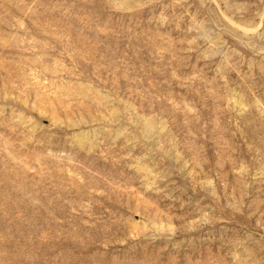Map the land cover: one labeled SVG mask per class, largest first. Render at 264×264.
Wrapping results in <instances>:
<instances>
[{
	"label": "rangeland",
	"instance_id": "1",
	"mask_svg": "<svg viewBox=\"0 0 264 264\" xmlns=\"http://www.w3.org/2000/svg\"><path fill=\"white\" fill-rule=\"evenodd\" d=\"M0 264H264V0H0Z\"/></svg>",
	"mask_w": 264,
	"mask_h": 264
}]
</instances>
